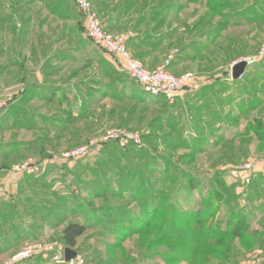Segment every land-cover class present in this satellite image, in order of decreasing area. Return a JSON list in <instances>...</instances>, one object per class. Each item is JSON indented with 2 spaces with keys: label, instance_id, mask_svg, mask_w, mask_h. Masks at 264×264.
<instances>
[{
  "label": "rangeland",
  "instance_id": "obj_1",
  "mask_svg": "<svg viewBox=\"0 0 264 264\" xmlns=\"http://www.w3.org/2000/svg\"><path fill=\"white\" fill-rule=\"evenodd\" d=\"M90 1L105 29L126 34L129 51L149 69L188 50V56L171 62L169 69L176 75L194 73L195 84L221 74L231 78V68L240 58L264 50V0H203L204 6L199 4L202 0H119L120 8L105 15ZM132 1H137L136 9L125 8ZM132 36L145 39L135 43ZM41 67L66 82L88 80L87 89L97 91L84 98L70 88L75 115L69 113L62 121L63 131L52 126L44 131L51 128L45 117L55 119L61 108L43 99L39 87L33 94L40 98L31 96L40 84ZM28 74L34 78L27 79ZM113 79L112 93L117 96L105 91ZM52 85L55 90L57 84ZM237 90L229 87L230 92ZM244 100L246 112L227 113L228 122L223 121V129L212 138L191 135L189 115L174 103L144 93L120 55L88 39L85 18L74 0H0V106L10 103L8 108L15 112L25 108L36 126L5 124L1 140L31 145H22L1 165L6 178L22 185L17 191L21 198L10 204L34 211L33 219L24 220L37 231L14 250L0 253V264L28 243H62L61 232L71 222L87 227L75 247L81 264H264V215H257L255 203L256 195L263 194L264 201V108L256 112L252 99L248 103L245 95ZM200 103L197 110L205 118L207 100ZM81 113L87 114L82 118ZM214 119L219 124L220 119ZM110 129L138 134L142 146L112 144L101 154ZM91 140L95 143L86 155H67ZM29 159L36 162L35 173L13 171ZM63 165L77 167L81 181L78 175L64 181ZM6 185L0 184V193L13 195ZM144 196L150 204L158 201V206L144 211ZM246 207L252 220L247 234L217 232ZM47 257L22 264H57Z\"/></svg>",
  "mask_w": 264,
  "mask_h": 264
},
{
  "label": "crops",
  "instance_id": "obj_2",
  "mask_svg": "<svg viewBox=\"0 0 264 264\" xmlns=\"http://www.w3.org/2000/svg\"><path fill=\"white\" fill-rule=\"evenodd\" d=\"M94 3V6L96 9L100 11V13L105 15V11L111 10V9H118V3L119 0H92ZM125 8L131 9L130 6H126ZM133 10V9H132ZM207 38V37H205ZM145 38H140L137 36L136 39H134L135 43L142 42ZM207 40V39H206ZM144 44H142L143 46ZM153 49V48H152ZM146 50V49H144ZM188 50H183L178 57H176V60L174 59L173 63H178L182 59L186 58L188 56ZM147 52V51H144ZM262 64V63H261ZM254 74L259 73L258 77L253 80L252 83V96L250 94H243L245 92L243 85L244 83H239L240 81L234 82L233 78H229L227 74H221L219 76H215L213 78H210L211 80H206L203 82H198L195 87L191 90L182 92L178 99L174 102V107H177L182 113L189 115V120L191 124L193 125V130L190 131V134L192 135H202V133L210 134V131H218L219 129H223V122L219 124L216 123L215 126H208L206 125L205 121H207V117H203L201 113H198L200 111V107L202 106L200 101L202 99L207 100V102H212L213 99L217 100V97L221 98H228L229 94H233L234 91H229V87L236 86L238 87V90L236 92L237 101L239 102L240 99H244L245 95H247V101H249V98L252 99V107L254 111L258 112L264 108V95L261 94L263 89L261 88L264 84V66L262 67L259 65L257 68L253 69L252 71ZM41 76L38 78L40 81L39 86H36L35 88L39 87L40 91L41 88H43V91H48L52 89V84H57V88L59 90L57 91V95L60 97L63 90L69 92L70 88L74 89H87L91 87L89 85L88 80H80V81H74L77 78H73L71 81L66 82L64 79H61V76H58L57 74L53 73L52 71H46L45 68L41 67L40 71ZM260 74H263L262 76ZM55 75V76H52ZM217 75V74H216ZM56 77V78H54ZM34 77H31V74H28L27 79ZM22 79H26L23 77ZM243 79V77L241 78ZM257 79V80H256ZM56 82H53V81ZM90 80V79H89ZM260 84V85H258ZM71 86V87H70ZM93 88V87H92ZM91 88V89H92ZM121 88L126 89V87L122 86ZM38 89V90H39ZM255 89V90H254ZM95 90V88H94ZM99 91V89H96ZM255 91V92H253ZM220 93V94H219ZM259 102V104H258ZM1 105V103H0ZM1 107V106H0ZM9 107V105H8ZM1 109L0 108V134L3 133L2 131H6V123L10 119L18 120V121H26L30 122L32 121V118L27 117L24 110L17 109L16 112L14 110H10V108ZM14 107V106H13ZM194 107V110H193ZM199 109V111L197 110ZM221 113L228 111V104L224 105L222 107ZM191 112L195 113L196 117ZM262 116H264V113H262ZM195 122H201L202 125H194ZM200 131V132H199ZM210 136H212L210 134ZM15 141H9V140H1L0 139V184L2 183L7 184L6 186L9 187L14 193L13 195H7V194H1L0 193V253H5L6 251L14 250L18 244L20 245L23 240H28L31 237H34L36 235V232L33 231L29 226L26 225V222L24 219L32 218V216H29L30 213L27 211L28 209L25 207L26 210L19 209L18 205H12L11 202H18V198H21V194L17 193L18 188H20L22 185H20V182L14 181L12 178L9 179V177H5V168H2L1 161H5L8 158L13 157V146H17L16 144H19L18 147L21 148V145L23 143L18 142L14 144ZM29 187V185H27ZM1 189V188H0ZM20 195V196H19ZM263 196V194H262ZM27 197V195L25 196ZM261 197L260 200H258V208H257V215L261 217L264 215V201ZM8 202L7 205H5ZM260 204V205H259ZM263 205V207H262ZM7 208V209H6ZM4 210H7V213H4ZM253 212V211H252ZM254 213V212H253ZM256 215V214H255ZM33 225V224H32ZM27 226V227H26ZM29 226V227H28ZM40 235V234H39ZM4 253L2 255H4Z\"/></svg>",
  "mask_w": 264,
  "mask_h": 264
},
{
  "label": "built area",
  "instance_id": "obj_3",
  "mask_svg": "<svg viewBox=\"0 0 264 264\" xmlns=\"http://www.w3.org/2000/svg\"><path fill=\"white\" fill-rule=\"evenodd\" d=\"M79 11L85 15L87 36L95 45L103 48L113 54L120 55L126 63L129 75L142 87L144 92L154 97L163 96L167 101L173 103L177 97L186 90H191L195 87V75L192 72H185L181 75H176L169 69V65L173 60L170 57L166 63L155 68L149 69L145 66L140 58L134 57L127 46V35L124 33H112L105 29L102 25L98 13L93 9L90 0H74ZM264 58V50L258 56L248 58H240L235 64L245 61L247 67L255 65L258 61ZM234 64V65H235ZM232 69V68H231ZM243 77V74L240 78ZM117 140L123 147L130 142H134L137 146H142L141 137L138 134L127 133L119 129H110L106 132L103 141ZM102 141V142H103ZM95 141L91 140L88 145L79 147L72 153L67 155L73 157H81L89 152L91 145ZM38 170L36 162L32 159L13 167V171L18 173H35ZM249 181V180H248ZM54 253V255H53ZM43 256L44 258L51 257V260L58 264H77L83 263L82 259L77 256L70 261L65 260V246L60 242L37 241L28 243L20 252L12 256L3 264H22L28 259L35 256ZM78 261V262H77ZM77 262V263H76Z\"/></svg>",
  "mask_w": 264,
  "mask_h": 264
},
{
  "label": "trees",
  "instance_id": "obj_4",
  "mask_svg": "<svg viewBox=\"0 0 264 264\" xmlns=\"http://www.w3.org/2000/svg\"><path fill=\"white\" fill-rule=\"evenodd\" d=\"M230 1V0H229ZM137 1H132L131 2V4H129L128 6H130L131 7V9L130 10H132V9H136V5H137V3H136ZM201 2V1H200ZM223 3H228V1L227 2H223ZM199 4H202L203 6L206 4L207 5V3H206V1H203L202 0V2L201 3H199ZM201 5V6H202ZM206 7V6H205ZM138 8V7H137ZM129 10V9H128ZM82 14V13H81ZM83 15V14H82ZM84 16V18H85V15H83ZM85 22H86V18H85ZM86 35H87V27H86ZM88 37V36H87ZM137 38V36H132L131 37V39L132 40H134V39H136ZM88 39L93 43V41L88 37ZM130 39V40H131ZM94 44V43H93ZM97 46V45H96ZM128 46V45H127ZM98 47V46H97ZM100 48V47H99ZM101 49H103V48H101ZM105 50V49H104ZM107 51V50H106ZM141 59V58H140ZM172 63H173V61H172ZM262 63V64H261ZM259 65H261L262 67L264 66V58H262L260 61H258L255 65H253V66H250V67H247L246 68V71H245V73H244V75H243V79H241V78H239V79H234L233 81L234 82H236V81H240L239 83H244V85H243V88H244V90H245V92H243V94H246V93H248V94H252V92H251V89H252V87L250 88V84H252L253 83V80H254V77L255 78H257L258 77V75H259V73L257 74V76L252 72L253 71V69H255V68H257ZM129 74V73H128ZM261 76L263 75V74H260ZM251 76V83H248V79H249V77ZM131 77V76H130ZM230 77H232V72H231V76ZM132 78V77H131ZM133 79V78H132ZM134 80V79H133ZM257 80V79H256ZM114 79L112 80V81H110V82H107L106 84V86H107V89L105 90L107 93L108 92H111V95H113V96H117V94L116 93H112L113 91H115L116 90V86L114 85ZM135 81V80H134ZM136 82V81H135ZM137 83V82H136ZM138 84V83H137ZM139 85V84H138ZM140 86V85H139ZM252 86V85H251ZM34 88V90H31V96H33V95H35V94H33V92H35L36 90H37V88H35V87H33ZM140 88H141V90L144 92V90L142 89V87L140 86ZM122 90H126V89H123V88H121ZM59 90V88H55V90H52V89H50V90H48V91H43V88H41V93L43 94V96H42V98L43 99H45L49 104H56V106H58V107H60L61 108V112L60 113H58L56 116H55V119H53L52 118V116L51 117H45V120L47 121L48 120V122H49V124H50V127L52 126V127H54V129H60L59 131H63V129H62V125L63 124H61V123H63L62 121H67L68 119H69V113H70V115H75V113H74V111H72L73 109H71V103H70V101H69V92H67V91H65V90H63L62 91V93H61V97H59L58 95H57V91ZM78 91H80V93H82L84 96V98L85 97H88V94L89 93H91V94H89V97H90V95H92V97H94V93H97V91H95L94 89H77ZM89 90H90V92H89ZM255 90V89H254ZM83 91V92H82ZM186 91H188V90H186ZM37 92V91H36ZM253 92H255V91H253ZM144 93H146V92H144ZM147 94V93H146ZM220 94V93H219ZM147 95H150V94H147ZM128 96H131L132 97V95H128ZM151 96V95H150ZM35 97H39L38 95H35ZM91 97V98H92ZM179 97V96H178ZM178 97H177V99H178ZM40 98V97H39ZM155 98H157V100H164V101H167L163 96H160V97H155ZM176 101V100H175ZM174 101V102H175ZM217 101L219 102V105H222V106H217L215 103H213L214 101H212V102H207L206 104H207V108H209V112H208V118H207V124L206 125H208V126H215V124L216 123H218V120H215L214 119V116H216L218 119H220L219 121H220V123H222L223 121H227V117L230 115H228L227 113H229L230 111L232 112V113H235V112H238V114L240 113V112H242L243 113V111L244 112H246V110H245V106H246V101L244 100V99H240V101L239 102H236L237 101V97H236V92L235 93H233V94H229V96H228V98H221V97H217ZM87 102H88V100H87ZM173 102V103H174ZM236 102V103H235ZM248 103H249V101H247ZM252 102V101H251ZM92 103H96V102H92ZM10 103H8V105H9ZM226 104H228V111L226 112V113H223L224 115H225V117H224V115H223V117H221L222 116V113H221V110H222V107L224 106V105H226ZM258 104H259V102H258ZM7 105V106H8ZM174 105V104H173ZM6 106V105H5ZM1 109H5V108H7V107H0ZM253 108V107H252ZM20 109H22V110H24L23 108H20ZM24 112L26 113V111L24 110ZM34 112V111H33ZM26 114H28V113H26ZM32 114V113H31ZM82 114V113H81ZM79 115V116H81L82 118L87 114V113H85V114H82V115ZM207 114V113H206ZM32 115H35V114H32ZM45 116V115H44ZM78 116V117H79ZM27 117H29V118H32V121H30V122H26V121H18V120H14V119H10L9 121H7L8 123H11V127H12V123L13 124H17V125H20L21 127H23V128H26V129H29V128H31V127H33V128H35L36 126H34L35 125V123L33 122V118L34 117H32L31 115H28ZM80 118V117H79ZM56 121H58L59 123H60V125L59 124H57L56 123ZM7 122H5V123H7ZM228 122V121H227ZM259 123H260V126L263 124V122L260 120L259 121ZM52 127L50 128V129H45L44 131H46L47 132V130H51L52 129ZM263 127V126H262ZM178 130V133H179V135H182L183 134V131L181 130V129H177ZM173 131H175L174 129H173ZM200 132V131H199ZM210 134L212 135L211 136V138L214 136V131H210ZM197 137H202L201 135H198ZM103 143V147L101 148V150H100V153L101 154H103V152H105L106 150H107V146H109V145H115V146H119L120 147V143L117 141V140H108V141H103L102 142ZM31 145V142L30 141H25L22 145ZM17 146H13V149H15V150H13V151H17L16 149H19V147H18V145L19 144H16ZM21 145V146H22ZM105 146V147H104ZM117 146V147H118ZM122 147V146H121ZM130 147H137V145L134 143V142H130L127 146H125V147H123V148H126V149H128V148H130ZM107 152V151H106ZM99 153V154H100ZM79 165V164H78ZM64 166V168L66 169V173H65V176H63L62 174H61V178L65 181V178H67V176L69 175H74V176H76V175H78L79 173L77 172V171H75L76 169H77V167H75L74 169H72V168H69V167H67L66 165H63ZM8 168V167H7ZM53 169V171L55 172L56 171V169H54V168H52ZM75 171V172H74ZM79 176V180L78 181H81V179H80V175H78ZM30 178H34V182L33 183H35V178L36 177H30ZM74 179V178H73ZM46 180H47V178H46ZM80 183V182H79ZM139 189H135V191H138ZM100 191H103V190H98V192H100ZM136 195L137 194H133V197L135 198L136 197ZM131 196V195H130ZM261 197H262V194L261 195H256L255 196V199H256V202L255 203H257L258 204V200H260L261 199ZM61 198H63V197H61ZM148 198L149 197H142V199H143V201L145 202V208L146 209H144V211H148L147 209H150V208H153L152 206H155L154 204L156 203V205L158 206V201L157 202H155V203H152V204H150L151 202H149L148 201ZM63 200V199H62ZM64 201V204L65 205H67L66 203H67V201L64 199L63 200ZM66 202V203H65ZM260 205V204H259ZM264 205V204H263ZM263 205H262V207H263ZM258 208V207H257ZM34 212V211H33ZM33 212H32V214H30L29 216H32L33 215ZM250 210L246 207V209L244 210V211H238V212H236L235 214H233L232 215V218H230L229 220H230V222L225 226V228H223V229H221L220 228V230L219 231H217V232H221L222 234H229V235H232V236H234V237H241V235H244L245 233L247 234V229H248V227H251V216H250ZM263 212H264V210H263ZM140 219H141V217H140ZM86 230H87V227H86V225L85 224H82V223H80V222H71V223H68L67 225H65V227H64V229L62 230V232H61V242L65 245V250H66V248H70L71 250H75V251H77V249L75 248L77 245H78V239H79V237H81L85 232H86ZM255 233H256V231H254ZM213 249H214V247H213ZM77 253H78V251H77ZM77 256H78V254H77ZM44 259V257L43 256H41V255H39V256H35V257H32V258H30V259H28L27 261H25V262H28V261H31V260H36V259ZM51 259V258H50ZM75 259V258H74ZM58 264V263H57ZM223 264H226V263H223Z\"/></svg>",
  "mask_w": 264,
  "mask_h": 264
},
{
  "label": "water",
  "instance_id": "obj_5",
  "mask_svg": "<svg viewBox=\"0 0 264 264\" xmlns=\"http://www.w3.org/2000/svg\"><path fill=\"white\" fill-rule=\"evenodd\" d=\"M247 68V63L245 61L239 62L232 67V78L239 79L242 74L245 73ZM77 251L66 248L65 250V260L70 261L77 257Z\"/></svg>",
  "mask_w": 264,
  "mask_h": 264
}]
</instances>
